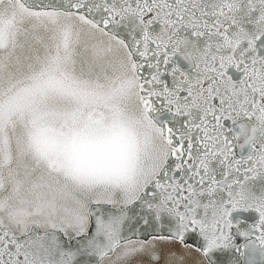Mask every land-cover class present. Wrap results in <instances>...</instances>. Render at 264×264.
Masks as SVG:
<instances>
[{"label": "snow or ice", "instance_id": "obj_1", "mask_svg": "<svg viewBox=\"0 0 264 264\" xmlns=\"http://www.w3.org/2000/svg\"><path fill=\"white\" fill-rule=\"evenodd\" d=\"M0 264H264V0H0Z\"/></svg>", "mask_w": 264, "mask_h": 264}]
</instances>
